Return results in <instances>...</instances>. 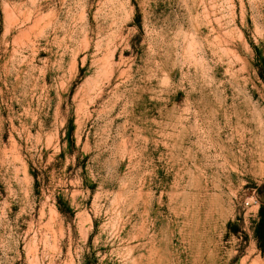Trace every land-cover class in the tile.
I'll return each mask as SVG.
<instances>
[{
	"label": "rangeland",
	"instance_id": "374dc122",
	"mask_svg": "<svg viewBox=\"0 0 264 264\" xmlns=\"http://www.w3.org/2000/svg\"><path fill=\"white\" fill-rule=\"evenodd\" d=\"M0 264H264V0H0Z\"/></svg>",
	"mask_w": 264,
	"mask_h": 264
}]
</instances>
